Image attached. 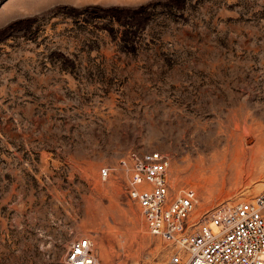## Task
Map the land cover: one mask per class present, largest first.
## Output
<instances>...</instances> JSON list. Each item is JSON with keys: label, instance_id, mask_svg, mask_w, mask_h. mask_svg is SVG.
<instances>
[{"label": "rangeland", "instance_id": "1", "mask_svg": "<svg viewBox=\"0 0 264 264\" xmlns=\"http://www.w3.org/2000/svg\"><path fill=\"white\" fill-rule=\"evenodd\" d=\"M263 144L264 0H0V264H166L120 161L168 155L198 220L264 192Z\"/></svg>", "mask_w": 264, "mask_h": 264}, {"label": "built area", "instance_id": "2", "mask_svg": "<svg viewBox=\"0 0 264 264\" xmlns=\"http://www.w3.org/2000/svg\"><path fill=\"white\" fill-rule=\"evenodd\" d=\"M120 165L150 233L172 248L166 264H264V192L194 220L197 192L188 189L171 198L168 155L134 152ZM100 174L107 179L111 170L103 168ZM61 264H99L92 240H74Z\"/></svg>", "mask_w": 264, "mask_h": 264}, {"label": "bare ground", "instance_id": "3", "mask_svg": "<svg viewBox=\"0 0 264 264\" xmlns=\"http://www.w3.org/2000/svg\"><path fill=\"white\" fill-rule=\"evenodd\" d=\"M264 145V144H263ZM259 147V146H258ZM263 148V147H262Z\"/></svg>", "mask_w": 264, "mask_h": 264}]
</instances>
